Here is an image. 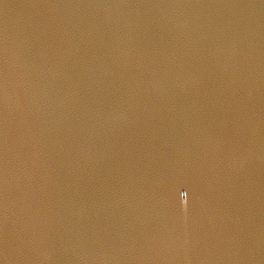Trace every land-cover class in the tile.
Wrapping results in <instances>:
<instances>
[{
    "label": "water",
    "instance_id": "obj_1",
    "mask_svg": "<svg viewBox=\"0 0 264 264\" xmlns=\"http://www.w3.org/2000/svg\"><path fill=\"white\" fill-rule=\"evenodd\" d=\"M0 264H264V0H0Z\"/></svg>",
    "mask_w": 264,
    "mask_h": 264
}]
</instances>
